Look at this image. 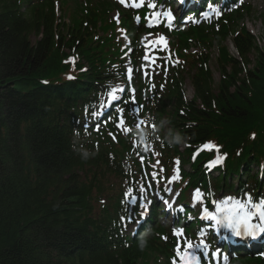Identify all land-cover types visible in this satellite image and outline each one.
I'll use <instances>...</instances> for the list:
<instances>
[{
	"label": "trees",
	"instance_id": "obj_1",
	"mask_svg": "<svg viewBox=\"0 0 264 264\" xmlns=\"http://www.w3.org/2000/svg\"><path fill=\"white\" fill-rule=\"evenodd\" d=\"M19 2L0 0V264H139L155 257V238L118 241L121 186L112 179L123 175L121 156L84 138L72 119L103 71L102 51L88 39L95 21L85 23L81 11L72 26L55 25L51 0L23 11ZM235 13L220 32L186 31L206 48L218 43L220 79L214 83L207 55L195 56L191 70L172 81L158 115L188 145L221 144L233 157L220 179L237 176L241 184L264 162V47L243 31L233 38L238 57L229 54L223 42L246 15ZM89 17L97 20L93 11ZM73 47L87 69L68 82L61 58ZM185 78L194 91L189 101Z\"/></svg>",
	"mask_w": 264,
	"mask_h": 264
},
{
	"label": "snow or ice",
	"instance_id": "obj_2",
	"mask_svg": "<svg viewBox=\"0 0 264 264\" xmlns=\"http://www.w3.org/2000/svg\"><path fill=\"white\" fill-rule=\"evenodd\" d=\"M121 2L123 3L124 0H121ZM133 6H135V0H133ZM150 7L155 8V5L152 4ZM209 7H212V5H209ZM164 15L171 19L172 14L170 12H165ZM163 41L164 38L160 37V39L158 41H154V43L160 44L163 43ZM123 123L124 121L121 120V124ZM204 147L209 148L212 147V145L206 144ZM176 163L178 164L179 161ZM199 195V190H197L196 196ZM222 203L225 206H218L217 211L224 213V221H226L227 227L233 230V233L236 237L248 236L255 240L258 236L264 235V199L256 201L253 200L251 196H249L245 201H242L229 197ZM205 214L206 216H210L212 219H216V216L213 213L208 212L207 209H205ZM254 217L258 218L260 222L253 223L252 221ZM217 222L219 223L221 221ZM181 232L182 230H178L177 234L179 235ZM194 247H202L206 249L208 245L204 240H201L197 245H193L191 241H186L183 249L177 250V256L179 257L180 264H198L199 257L194 251H192ZM213 255H219V253H213ZM173 264H175V260Z\"/></svg>",
	"mask_w": 264,
	"mask_h": 264
},
{
	"label": "rangeland",
	"instance_id": "obj_3",
	"mask_svg": "<svg viewBox=\"0 0 264 264\" xmlns=\"http://www.w3.org/2000/svg\"><path fill=\"white\" fill-rule=\"evenodd\" d=\"M250 2L254 8V11L250 17H246L244 20L245 26L249 29V31L255 36L256 41L259 46H264V0H246ZM252 9V8H251ZM253 10V9H252ZM239 28L236 29V31ZM231 35H229L228 39H226L225 44L227 45L228 51L232 55H236L235 49L232 46ZM210 55L209 66L213 73V78L216 82L219 79L218 67L216 64V58L218 56V50L216 47H212L207 51ZM184 92L187 99L192 97V87L189 82H186L184 86Z\"/></svg>",
	"mask_w": 264,
	"mask_h": 264
},
{
	"label": "clouds",
	"instance_id": "obj_4",
	"mask_svg": "<svg viewBox=\"0 0 264 264\" xmlns=\"http://www.w3.org/2000/svg\"><path fill=\"white\" fill-rule=\"evenodd\" d=\"M162 123V125H163V121L161 122ZM169 143L170 144H179V143H181L182 142V136H181V134L180 133H178V132H176V133H173V132H169ZM81 155H82V158H87L88 157V155H89V153L86 151V150H84V151H82V153H81ZM143 241L141 242V245L143 246Z\"/></svg>",
	"mask_w": 264,
	"mask_h": 264
},
{
	"label": "bare ground",
	"instance_id": "obj_5",
	"mask_svg": "<svg viewBox=\"0 0 264 264\" xmlns=\"http://www.w3.org/2000/svg\"><path fill=\"white\" fill-rule=\"evenodd\" d=\"M230 2H231V0L228 3H226V4H229ZM178 12H179V9H178Z\"/></svg>",
	"mask_w": 264,
	"mask_h": 264
}]
</instances>
